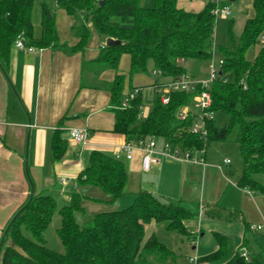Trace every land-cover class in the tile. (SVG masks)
Masks as SVG:
<instances>
[{"label":"trees","instance_id":"obj_1","mask_svg":"<svg viewBox=\"0 0 264 264\" xmlns=\"http://www.w3.org/2000/svg\"><path fill=\"white\" fill-rule=\"evenodd\" d=\"M36 1L0 0V65L3 69L20 35L27 46L37 49L55 48L60 44L55 18L44 1L41 2L42 36H34L32 12ZM56 2L69 15H80L86 21L76 30L79 37L76 50H84L89 42L88 22L103 38L121 41L118 46L102 47L98 60L111 68L118 69L121 56L128 54L131 74L146 72L153 62L163 77L196 78L198 73H190L183 61L209 64L213 59L217 17L212 13L216 7L212 1H207L200 11L181 8L178 0H156L150 8L142 7V0ZM252 6L254 15L247 19L240 36L234 33V22H230L228 44L222 49L223 64L217 79L208 88L212 96L209 111L227 117L222 128L216 125L215 116L207 121V136L202 137L190 130L197 110H190L186 120L179 118V111L190 104L194 94L202 91L201 86L195 92L172 91L169 103L164 105L160 100V85L156 84L151 111L141 118L142 93L123 108L125 78L117 74L111 89V109L116 118L114 131L123 135L126 142L155 137L182 150H206L212 142H224L233 137L243 162L237 185L264 198V186L254 177L264 173V0H253ZM256 46L260 47L258 52L249 56ZM67 149L63 131L56 130L51 145L52 162L61 161ZM77 179L80 186L98 188L108 199L90 197L84 191L74 192L70 203L59 208L53 196H30L3 230L1 264H178L179 254L155 234L146 237L151 222H167L170 231L190 238L185 221L202 214L227 222L243 220L242 213L219 204H206L192 211L182 204H166L148 191L138 193L127 208L87 214L85 201L112 207L125 194L128 173L124 162L102 151L92 152ZM57 213L62 217L57 230L64 247L62 253L51 250L45 239V232ZM77 215L81 216V222ZM246 230L252 233L250 224H246ZM216 242L218 249L201 257L202 260L213 264H264V246L256 255L250 253L251 259L246 261L240 256V249L228 256L226 237L216 234ZM244 245H247L246 238Z\"/></svg>","mask_w":264,"mask_h":264},{"label":"crops","instance_id":"obj_2","mask_svg":"<svg viewBox=\"0 0 264 264\" xmlns=\"http://www.w3.org/2000/svg\"><path fill=\"white\" fill-rule=\"evenodd\" d=\"M42 1L55 18L59 46L34 52L14 46L8 65L4 69L0 65V239L8 221L30 196L43 194L70 201L74 192L84 191L90 197L108 199L98 188L80 186L77 179L92 152L97 150L115 158L119 156L128 173L125 194L111 209L125 208L141 191L152 193L166 204L190 206L192 202L197 211L206 204H219L242 213L243 220L227 222L213 219L214 223H207L212 233L226 237L229 250L233 244L239 247L238 250L245 247L251 254L259 253L264 246V234L248 233L246 224L264 223V198L237 185L240 174L238 169L229 168L231 162L227 163L226 159L222 164L217 160L210 161L208 150H205L203 164L161 156L159 164L145 171L141 152L136 151L128 160L121 149L126 139L114 131L116 118L111 109V89L117 74L125 78L124 95L131 88H141L144 101L141 118L151 111L146 108L145 101L152 108L157 93L155 85L159 84L163 89L172 78H154L146 72L131 74L128 54L121 56L118 69L100 62L98 58L102 47L107 45V39L97 33L91 22L87 23L91 30L87 46L84 50H76L79 43L76 30L86 23L84 18L69 15L58 7L56 0ZM42 1L35 2L32 12L36 38L42 36ZM205 4L201 8H194L198 3L192 4V8L186 10L200 11ZM178 6L181 7L179 0ZM187 62L183 61L185 66ZM149 64L155 69L153 62ZM195 70L200 72V69ZM199 72L196 78L200 79ZM72 128H87L90 146L74 143L69 137ZM58 129L63 131L68 149L61 161L53 163L52 138ZM201 224L203 226L204 221ZM201 224L195 225L194 229L203 237L205 230L200 228ZM185 225L188 227L192 223L186 220ZM167 226V222H151L147 226L146 237L155 234L171 247L159 235ZM166 230L177 235V231ZM189 233L190 241L194 235L191 231ZM175 248L170 249L177 253ZM192 249L196 250V246ZM217 249L216 242L213 251ZM179 255L187 264L189 255ZM232 255L228 253V256Z\"/></svg>","mask_w":264,"mask_h":264},{"label":"rangeland","instance_id":"obj_3","mask_svg":"<svg viewBox=\"0 0 264 264\" xmlns=\"http://www.w3.org/2000/svg\"><path fill=\"white\" fill-rule=\"evenodd\" d=\"M142 1H143L142 4L144 5L143 7L150 8L154 6L156 0H142ZM206 2L207 0H179V4L183 9L192 8V4H196V3H198V5H195L194 8H198V7L201 8ZM220 3L222 6H228L230 8L231 15L230 16H218L216 18L215 39H214L215 48H214L213 59H214V64L217 66L220 63V60L223 58L222 49L225 48L228 44V28H229L230 22L231 21L234 22V26H233L234 33L237 36H240L241 32L244 29V25L247 19L254 15V10L252 6L253 0H221ZM259 48H260L259 46H256L254 49H252L249 52V56H251L252 54H256ZM210 65H211L210 63L208 64L205 62H199L195 60L188 61L186 64L187 69L192 74L199 72V71H196L195 69H200V72H199L200 79L199 78H195V79L201 80V81H206L210 78ZM154 70L155 69H153L152 64H149L147 67L146 73H149L151 76L154 77V75H152ZM145 103H146V108L151 109V104L148 103V101H145ZM226 122H227L226 115L218 114L216 116V125L218 127L222 128L226 124ZM206 150H208V160L210 161L217 160L220 162V164H222L225 159L230 160L231 165L229 166V168L233 170L238 169V174H240L239 175V178H240L242 174L243 162H242V158L240 156L239 150H238V144L233 137L230 140L224 141V142H219V141L212 142L206 148ZM254 177L260 184L264 185V173L256 174L254 175ZM57 202H58L59 208H63L64 206L70 203V201H66L65 199L60 198V197L57 198ZM133 202H131L129 205H126L125 208L132 205ZM83 204L87 210V214H90V215L98 213V212L112 210L110 206L96 204L91 201H85ZM193 204L194 203L191 202L190 206L188 205H185V206L192 211H197L195 206L193 207ZM77 220L81 222L80 215H77ZM188 221H190L193 226L192 225L188 227L186 225L185 226L187 229H189L188 230L189 232L191 231L193 233L194 235L193 239L190 241H194V243L191 244L189 239L186 236L179 233L178 231L175 232L177 235L174 236L173 234L169 233L166 230L167 228H164V227L159 233L161 240L162 239L167 240V242H169V245H171V247L167 245L169 248L173 249L174 247H176L174 250H177V253L183 254L184 256L189 255L188 257L193 256L194 254H198L200 257H205L215 252L213 250L216 247V235L214 234V232L212 233L209 226H207V223L208 225L210 223H214L213 219L206 217L204 215H201L199 217L191 218ZM202 221H204L203 226L201 224ZM61 224H62V217L59 213H57L53 217V220L50 226L45 232V239H46L47 246L51 250L62 253L64 252V247L57 234V230L61 227ZM199 224H201L200 228H203L205 230V236L203 237H200L197 230L194 229L195 225L197 226ZM2 239H3V235L0 239V243ZM10 243L11 242L9 241L8 244ZM164 244L166 243L164 242ZM193 244L196 246V250L192 249L194 247ZM238 248L239 247L237 245L235 246L232 244L231 249L229 250L230 254L234 255L238 251ZM1 261H2V255L0 258V264H1ZM178 264H184V260L180 259L178 261Z\"/></svg>","mask_w":264,"mask_h":264},{"label":"built area","instance_id":"obj_4","mask_svg":"<svg viewBox=\"0 0 264 264\" xmlns=\"http://www.w3.org/2000/svg\"><path fill=\"white\" fill-rule=\"evenodd\" d=\"M42 1V0H41ZM216 3V7L212 10V13L218 16H230L231 11L228 6H222L220 4L221 0H207ZM15 47L20 50H26L29 52L37 51L38 49L32 46H27L25 38L23 36H18L15 41ZM183 61V60H182ZM210 78L206 81L197 80L193 77L183 76L178 79L172 78L170 82L164 86L162 89L159 88L161 94L160 100L162 104L166 105L170 100V93L172 91H187L195 92L198 86H201L202 91L196 93L192 96L189 105L185 106L179 111V118L181 120H186L190 114V110H197V118L191 126L190 130L199 134L202 137L207 136V121L215 118L216 114L209 111L212 105V96L208 88L210 84L217 79L219 73V67L223 64V60H220L219 65L214 64V59L210 61ZM154 76H162L161 71L155 69L152 73ZM141 93L140 87H135L131 91L125 94V98L122 102V107H128L130 102L135 99ZM140 117H143V107L141 108ZM70 139L82 147L90 146L89 131L87 128H72L69 131ZM161 145V148L159 146ZM123 153L128 160H131L136 151L142 153V168L145 171H149L154 165L160 163L161 156H167L173 159H182L189 162L201 163L205 162L204 154L205 150L192 149H180L179 147H174L169 141H162L155 137L142 138L134 142H126L121 147ZM120 157L117 156V159ZM227 163L230 160H226ZM250 231L252 233L264 234V223H253L250 224ZM240 256L246 261H250L251 254L247 248L242 247L240 249ZM187 264H213L209 261L202 260L198 254L190 256L187 260Z\"/></svg>","mask_w":264,"mask_h":264},{"label":"water","instance_id":"obj_5","mask_svg":"<svg viewBox=\"0 0 264 264\" xmlns=\"http://www.w3.org/2000/svg\"><path fill=\"white\" fill-rule=\"evenodd\" d=\"M106 43H107V46L112 47V46H118V45H120L121 44V41L115 40V39H112V38H108ZM1 246H2V241L0 243V248H1Z\"/></svg>","mask_w":264,"mask_h":264}]
</instances>
